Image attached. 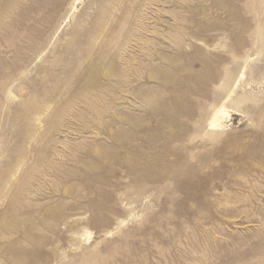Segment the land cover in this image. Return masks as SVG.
<instances>
[{
  "label": "rangeland",
  "instance_id": "374dc122",
  "mask_svg": "<svg viewBox=\"0 0 264 264\" xmlns=\"http://www.w3.org/2000/svg\"><path fill=\"white\" fill-rule=\"evenodd\" d=\"M0 264H264V0H0Z\"/></svg>",
  "mask_w": 264,
  "mask_h": 264
},
{
  "label": "bare ground",
  "instance_id": "6f19581e",
  "mask_svg": "<svg viewBox=\"0 0 264 264\" xmlns=\"http://www.w3.org/2000/svg\"><path fill=\"white\" fill-rule=\"evenodd\" d=\"M227 116H229V113H228L227 109L225 108V106L219 107L215 111V113H214V115L210 121L209 126L212 129H217V130L221 129L223 126V119H225Z\"/></svg>",
  "mask_w": 264,
  "mask_h": 264
}]
</instances>
